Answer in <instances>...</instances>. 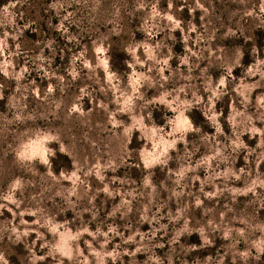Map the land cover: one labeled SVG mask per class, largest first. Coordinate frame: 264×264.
<instances>
[{
  "label": "rangeland",
  "instance_id": "rangeland-1",
  "mask_svg": "<svg viewBox=\"0 0 264 264\" xmlns=\"http://www.w3.org/2000/svg\"><path fill=\"white\" fill-rule=\"evenodd\" d=\"M0 264H264V0H0Z\"/></svg>",
  "mask_w": 264,
  "mask_h": 264
},
{
  "label": "trees",
  "instance_id": "trees-1",
  "mask_svg": "<svg viewBox=\"0 0 264 264\" xmlns=\"http://www.w3.org/2000/svg\"><path fill=\"white\" fill-rule=\"evenodd\" d=\"M5 1V0H4ZM108 52H109V62H110V66H111V68H114V67H116L115 66V63L112 61L113 60V56H112V52H111V48H108ZM195 112H197L196 110H195ZM198 115V114H197ZM192 119H193V121L194 122H196V120H195V118H193V116H192ZM57 157V154H54L53 156H51V160H53V158H54V160H55V158ZM58 156H65V155H60V154H58ZM53 163V162H52ZM62 164H58V165H55V166H53V169L55 170V171H57L58 170V168L61 166Z\"/></svg>",
  "mask_w": 264,
  "mask_h": 264
}]
</instances>
